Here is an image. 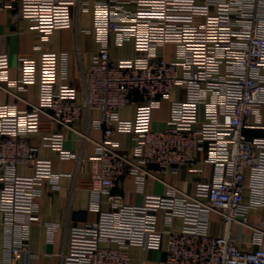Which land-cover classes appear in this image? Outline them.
<instances>
[{
  "label": "built area",
  "instance_id": "2783aa9c",
  "mask_svg": "<svg viewBox=\"0 0 264 264\" xmlns=\"http://www.w3.org/2000/svg\"><path fill=\"white\" fill-rule=\"evenodd\" d=\"M6 10L14 30L20 19H28L36 29H70L81 13L91 10L100 49L85 75L81 105L59 93L67 77V55L53 51L43 52L39 64L21 59V77L12 83L17 92L5 88L16 101L0 105V211L8 215L5 224L19 234L9 245L5 264L35 256L27 241L31 226L40 221L38 186L56 179L52 160L41 157L28 135L40 130L42 116L78 132L75 125L84 110L101 114L95 127L116 123L120 132L135 134L136 144L129 153L99 144L89 158L93 206L99 209L105 194L114 220L110 226L70 229L68 249L77 255L78 264H131L134 247L165 250L161 264H264V136L245 134L246 129L264 130V0H0V12ZM48 35H41L42 40ZM112 38L117 46L133 40L136 55L112 57ZM9 68V56L0 54L5 80ZM36 83L39 103L18 95ZM178 88L185 98L173 101L167 125L154 129V111ZM129 104L137 106L134 121L120 119ZM45 144L61 159L81 165V157L66 150L62 130L47 137ZM204 145L218 173L198 183L195 193L170 186L164 196L148 194L142 205H126L114 192L129 176L142 188L147 178L196 170L195 152ZM20 165L34 169L32 187L18 185ZM160 210L166 212L164 229L159 227ZM253 211H263L257 223L251 220ZM212 213L221 220L220 236L210 234ZM176 218L182 221L180 231ZM244 228L251 230L256 249L238 247Z\"/></svg>",
  "mask_w": 264,
  "mask_h": 264
},
{
  "label": "crops",
  "instance_id": "0c3cea01",
  "mask_svg": "<svg viewBox=\"0 0 264 264\" xmlns=\"http://www.w3.org/2000/svg\"><path fill=\"white\" fill-rule=\"evenodd\" d=\"M73 3V0H63ZM189 21H198L189 15H183ZM93 28V12H83L75 25L70 29H52L49 25H43L39 29L33 27L28 19H20L17 29L12 28V14L6 10L0 12V54H7L10 60L8 79L3 78L0 71V105L13 104L16 97L7 91L17 92L13 87L15 80L21 77L19 70L20 60L23 58L33 59L40 63L41 56L45 51L56 52L59 57L67 55V77L59 87V93L77 104H83L86 95V78L92 58L100 49ZM90 30L92 32H86ZM49 33L48 40L43 41L41 35ZM168 58H171L172 46ZM111 55L116 59L133 58L136 55L134 41L128 40L121 46L111 40ZM18 95L32 104L39 103V84L29 85L25 90L18 91ZM185 91L181 88L171 93L170 100L163 102L161 108L154 111L153 128L163 129L171 115V103L183 100ZM202 114L204 109L202 108ZM137 106L129 104L120 111V119L134 121ZM97 111L88 113L83 111L79 122L75 125L78 132L63 129L59 124L42 116L40 130L28 135L31 144L40 148V155L44 159L53 162L55 181L45 179L38 188L41 190L37 198L40 221L34 223L30 228L27 241L31 258L25 256L19 264H61V255L65 254L63 264H78L76 254L69 252L68 235L72 227L88 224H100L110 226L114 220V213L106 203L107 196L102 195V203L99 209L93 206L92 181L89 179L91 165L89 158L99 150V144L107 146L115 145L119 152L129 153L136 144L135 134L120 132L117 124L107 125L104 128L95 127L96 121L101 119ZM62 130L65 135L66 150L81 157L79 166L75 159H61L57 151L45 144V139L55 132ZM110 130V135L106 134ZM81 134H87L89 139L84 140ZM245 134L249 138L264 136V130L246 129ZM117 145V146H116ZM197 169H181L179 172H169L159 175V180L147 178L143 187L137 183L136 178L126 177L115 187L114 192L122 197L126 205H142L146 195L164 196L169 187L172 186L179 191L193 194L200 182L213 180L218 173V167L208 161L207 145L195 152ZM34 169L27 165L17 168V183L19 186L32 187ZM1 194V183H0ZM245 200L249 201V191L245 190ZM159 227H166L165 211H158ZM215 215L212 213L211 217ZM217 215V214H216ZM263 211H253L251 220L259 222ZM218 216V215H217ZM8 215L0 211V264H5L9 259V245L19 240V234L11 229L6 223ZM212 219V218H211ZM221 221V220H220ZM52 226L57 227L53 230ZM176 230L182 228L180 218L175 219ZM220 231L214 229L210 220V234L220 236ZM237 236V228L234 229ZM253 234L248 228H244L238 247L242 250L256 249L252 244ZM131 264H161L166 258L165 250L142 249L134 247L131 250Z\"/></svg>",
  "mask_w": 264,
  "mask_h": 264
},
{
  "label": "rangeland",
  "instance_id": "374dc122",
  "mask_svg": "<svg viewBox=\"0 0 264 264\" xmlns=\"http://www.w3.org/2000/svg\"><path fill=\"white\" fill-rule=\"evenodd\" d=\"M211 218H212V219H211L212 226L214 227V229L220 231V229H221V226H220V225H221V221H220L219 216H217V215L215 214V215H213Z\"/></svg>",
  "mask_w": 264,
  "mask_h": 264
}]
</instances>
